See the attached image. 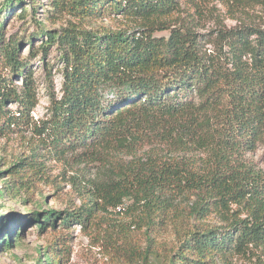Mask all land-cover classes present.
Here are the masks:
<instances>
[{
	"label": "trees",
	"instance_id": "obj_1",
	"mask_svg": "<svg viewBox=\"0 0 264 264\" xmlns=\"http://www.w3.org/2000/svg\"><path fill=\"white\" fill-rule=\"evenodd\" d=\"M213 1L237 21L222 24L215 38L181 17L179 0H51L57 13L48 19L72 18L59 30L30 17L36 0L0 4V137L36 138L33 154L13 159L6 191L12 198L29 193L47 177L51 154L109 166L101 181L80 183V205L69 201L65 210L31 215L26 225L53 235L39 264H70L73 225L105 240L103 220L116 209L130 222L113 230V242L132 263L238 264L256 257L254 264H264V170L247 157L264 149V28L239 17L264 10V0ZM18 6L23 28L7 36L6 16ZM105 19L127 26L95 25ZM162 31L169 35H156ZM53 49L60 94L53 89L48 114L35 119L33 64L39 58L48 69ZM145 146L153 150L145 160L110 153L132 155ZM198 151L205 153L201 161L173 155ZM16 224L15 216H0L5 249L21 241Z\"/></svg>",
	"mask_w": 264,
	"mask_h": 264
},
{
	"label": "rangeland",
	"instance_id": "obj_2",
	"mask_svg": "<svg viewBox=\"0 0 264 264\" xmlns=\"http://www.w3.org/2000/svg\"><path fill=\"white\" fill-rule=\"evenodd\" d=\"M181 17L190 19L195 27V31L199 34H207L212 37L217 36V32L222 24L228 27L234 26L237 21L228 16L226 8L219 2L209 0L206 3L199 5L200 0H179ZM3 0H0V4ZM37 12L30 8V17H35L40 21H44L49 29L59 30L69 24L72 19L66 14L57 15L48 19V13L53 12L51 0H36ZM205 7V8H203ZM20 7H16L14 12L7 14L5 20L6 35L9 36L23 28L24 21L17 17ZM30 17L28 19H30ZM242 21L249 24H256L264 28V10L254 8L246 13L239 14ZM105 23L113 28L125 29L127 22L125 20H97L95 25ZM29 26V25H28ZM33 27V26H32ZM157 36H168V31L157 32ZM214 48L212 43L206 44L205 49L211 51ZM28 53V46L23 47V54ZM48 69L44 64H39V58L33 64V75L36 79L38 89V105L34 109L33 117L35 119L45 117L49 112L50 94L54 89L56 94H60L63 76L60 70V63L57 58V52L53 49L48 59L46 60ZM17 81V80H15ZM18 82H21L18 80ZM8 107L16 108L15 104H9ZM31 139V141H30ZM35 135L27 132L23 135L13 134L6 137H0V216L5 215L8 219L11 216L18 218L16 229L21 233V241L13 244L10 250L5 249L6 246L1 243L0 238V264H39L44 258V251L50 239L53 238L52 233L48 231H39L37 224L32 222L26 225L31 215L38 210L53 209L62 211L69 206L68 202H74L80 205L78 193L80 183L90 186L94 182H99L108 174V165H105L100 160L94 162H77L71 158L59 159L51 154L46 158L47 177L35 181V186L29 193L23 191L17 192L16 198L6 191L4 181L8 179L10 165L16 156H29L33 154L35 145ZM42 145V144H40ZM44 147V146H43ZM111 149L110 153L121 154L126 160L142 157L143 160L153 152L150 146H145L138 150L135 154L127 155L125 149ZM40 152L45 149L40 148ZM123 152V153H122ZM180 157H195L201 161L205 157V153L198 151L193 153H173ZM250 161L255 163V166L264 170V149H257L253 153L247 155ZM9 185H15L12 180ZM16 192V191H15ZM195 199V198H193ZM130 201L127 200L123 208L126 209ZM192 204V203H190ZM107 221L103 224L102 232L106 233V239L101 240V235L95 231L92 234L85 232L81 225H73L67 232L69 238L71 260L70 264H135L130 261V257L117 251L118 244L113 240L117 237L112 236L113 230L117 227L128 225L130 217L124 212H119L117 209L111 213H106ZM212 220V219H211ZM213 222H218L219 218L215 217ZM59 229V228H57ZM108 233V234H107ZM238 264H254L256 257L238 258L235 259Z\"/></svg>",
	"mask_w": 264,
	"mask_h": 264
}]
</instances>
